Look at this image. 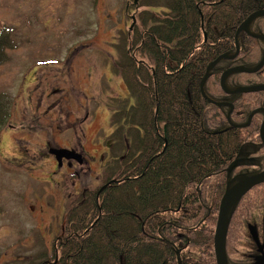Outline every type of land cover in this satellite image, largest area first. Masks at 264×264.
<instances>
[{"label": "trees", "instance_id": "trees-1", "mask_svg": "<svg viewBox=\"0 0 264 264\" xmlns=\"http://www.w3.org/2000/svg\"><path fill=\"white\" fill-rule=\"evenodd\" d=\"M134 10L135 24L116 44L113 72L129 96L111 99L114 133L101 184L70 200L49 257L32 264H216L218 198L209 205L205 190L211 184L221 198L236 170L264 169V114L248 128L231 127L230 108L211 105L200 89L209 65L235 54L239 27L264 10V0H139ZM253 33L264 35V18ZM10 43L0 35V59ZM239 44V56L222 60L204 87L210 100L233 105L234 125L264 109V92L229 95L220 87L224 71L254 68L264 57L257 39L242 33ZM263 84L264 68L227 81L231 90ZM256 190L232 214L229 264H252L259 255L250 236V249L240 246L250 225L264 239V184Z\"/></svg>", "mask_w": 264, "mask_h": 264}, {"label": "rangeland", "instance_id": "rangeland-1", "mask_svg": "<svg viewBox=\"0 0 264 264\" xmlns=\"http://www.w3.org/2000/svg\"><path fill=\"white\" fill-rule=\"evenodd\" d=\"M134 1L0 0V35L11 41L0 59V264L48 258L70 200L101 184L111 99L129 96L113 64ZM61 147L91 156L88 171L55 173L48 148ZM214 189L209 184L205 200L217 196L220 205L225 191L220 198ZM242 233L245 251L251 240Z\"/></svg>", "mask_w": 264, "mask_h": 264}, {"label": "water", "instance_id": "water-1", "mask_svg": "<svg viewBox=\"0 0 264 264\" xmlns=\"http://www.w3.org/2000/svg\"><path fill=\"white\" fill-rule=\"evenodd\" d=\"M137 2V0H136ZM264 17V10L257 11L250 15L247 20L239 27L237 34H236V53L233 56H229L227 54H224L217 58L214 62H212L209 67L207 68L206 75L201 83V93L204 99L219 108L223 107H230V112L228 113L227 120L231 127L236 128H246L251 125L253 117L257 113H264V109H257L253 111L248 119V122L244 125H234L231 123V115L233 113L234 107L231 104L228 103H220L215 102L207 98L204 92V87L207 82V80L210 77L211 72L215 69L216 65L222 61V60H233L235 59L240 52V46L238 42V36L240 33L245 32L249 34L250 36L259 39L261 41H264V36H258L251 34V25L253 22L258 18ZM264 67V58L262 61L257 65L255 68L248 69L244 67H234L231 69H228L223 73L221 76L220 86L221 89L226 94H248V93H258V92H264V85H257V86H250V87H241L236 90L230 91L227 88V79L229 76L233 74H256L258 73L262 68ZM260 138L262 141V144L264 145V121L262 122V125L260 127ZM50 153L55 155L57 157L58 161H61L62 158H71L72 152L68 150H56L52 149L50 150ZM234 167V164L231 166V168ZM264 184V170L261 171L258 174L252 175V176H245L242 179H240L237 182L230 181L227 185V189L221 199L220 206H219V214L217 219V225H216V231L214 236V251L216 256V262L217 264H228V258H227V251H226V245H227V236H228V227L230 218L232 215V212L235 208V206L240 202V200L249 193L252 189L255 187ZM251 235L256 241L257 245L259 246V250L261 255L256 259V262L254 264H264V242L263 244L260 243L258 234L256 230L251 227L250 228Z\"/></svg>", "mask_w": 264, "mask_h": 264}, {"label": "flooded vegetation", "instance_id": "flooded-vegetation-1", "mask_svg": "<svg viewBox=\"0 0 264 264\" xmlns=\"http://www.w3.org/2000/svg\"><path fill=\"white\" fill-rule=\"evenodd\" d=\"M88 116V114H87ZM61 148H67L71 151L76 152L79 154V156H76V158L73 159H63L60 163L56 160V158L52 155H49L54 160V163L56 165L55 173L59 174L61 172H67L69 174H73L77 171V169H81L84 173L88 171L90 160H92L91 156H87L85 152L78 151L76 148L73 147H61ZM50 160V158H48Z\"/></svg>", "mask_w": 264, "mask_h": 264}, {"label": "bare ground", "instance_id": "bare-ground-1", "mask_svg": "<svg viewBox=\"0 0 264 264\" xmlns=\"http://www.w3.org/2000/svg\"><path fill=\"white\" fill-rule=\"evenodd\" d=\"M214 62V61H213ZM200 89H201V86H200Z\"/></svg>", "mask_w": 264, "mask_h": 264}]
</instances>
